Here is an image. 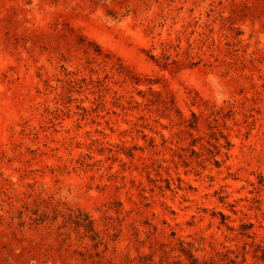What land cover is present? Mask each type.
I'll return each mask as SVG.
<instances>
[{
    "label": "rangeland",
    "instance_id": "374dc122",
    "mask_svg": "<svg viewBox=\"0 0 264 264\" xmlns=\"http://www.w3.org/2000/svg\"><path fill=\"white\" fill-rule=\"evenodd\" d=\"M0 264H264V0H0Z\"/></svg>",
    "mask_w": 264,
    "mask_h": 264
}]
</instances>
